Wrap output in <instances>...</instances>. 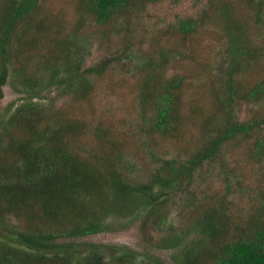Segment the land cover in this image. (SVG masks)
<instances>
[{
  "label": "trees",
  "instance_id": "16d2710c",
  "mask_svg": "<svg viewBox=\"0 0 264 264\" xmlns=\"http://www.w3.org/2000/svg\"><path fill=\"white\" fill-rule=\"evenodd\" d=\"M43 1L0 0V264H264V202L256 217L234 224L228 200L209 207L193 198L187 214L192 218L179 230L169 218L174 209L168 210L174 198L192 189L195 172L215 160L223 146L238 137L253 138L264 128L262 118L243 122L235 116L239 103L264 102V80L249 89L236 82L241 59L251 58L250 50H254L248 46L243 20L223 0H217L218 10L216 0L208 1L195 18L176 15L183 36L195 33L213 14L224 19L229 39L219 99L226 111L224 126L216 128L215 136L193 157L182 162L162 160L148 184H135L120 172L122 155L115 154L117 144L110 131L88 128L80 118L64 113L54 116L55 100L69 95L74 100L86 98L90 80L80 74L84 57L79 45H85L76 34L83 22L74 35L54 42L53 60L38 50L30 54L41 37L48 39L56 31L51 29L50 15L41 13ZM160 1L77 0L79 8L101 27L104 38L112 31L128 30L130 14L142 16ZM255 9L261 18L263 6ZM130 44L131 40L123 42L125 55ZM109 64L106 60L87 74L100 76ZM147 65L156 68L152 60ZM164 67L146 72L142 81L140 132L146 140L156 135L172 137L183 125L186 78H168L169 69ZM10 84L21 87L18 92L23 97L6 110L2 100ZM52 89L60 94L47 98L44 90ZM87 134L97 149L109 151L93 148L86 155L81 153L76 141ZM251 156L252 163L263 168L264 135L255 137ZM223 173L229 181L231 174ZM227 190L226 196L229 184ZM119 219L139 222L145 242L142 251L117 246L107 254L105 246L78 242L108 231L111 221ZM163 224L169 231L164 237L157 228Z\"/></svg>",
  "mask_w": 264,
  "mask_h": 264
},
{
  "label": "rangeland",
  "instance_id": "374dc122",
  "mask_svg": "<svg viewBox=\"0 0 264 264\" xmlns=\"http://www.w3.org/2000/svg\"><path fill=\"white\" fill-rule=\"evenodd\" d=\"M208 1L161 0L155 6L151 5L142 16L130 14V28L121 29V33L112 31L108 38L102 36L101 27L94 23L90 15L79 8L77 0H44L41 4V13L50 15L51 29L56 31L48 39L46 35L41 37L38 46L30 54L38 50L44 58L51 56L53 60L54 42L58 38L74 35L80 23H84L76 35L85 45H79L84 57L80 74L88 76L90 93L80 100H74L73 95L59 97V100H55L54 116L59 118L64 113L80 118L88 128L99 126L110 131L111 139L117 144L115 154L122 155V161L118 163L120 172L135 184H148L157 169H160L162 160L177 158L182 162L193 157L205 142L215 136L216 128L224 126L222 116H225L226 111L219 100L224 81L223 69L229 57V39L224 19L213 14L198 25L195 33L188 36L180 34L176 21V15L198 17L207 7ZM219 1L216 0L217 10ZM224 1L232 8L233 15L243 20L248 46L254 49L250 50L251 58L241 59L242 69L236 80L242 83L243 89H249L264 80V0ZM259 6H263L261 18L255 9ZM129 40L130 51L125 55L121 47L123 42ZM37 60L40 64V58ZM106 60L110 64L103 74H87L89 68ZM151 60L156 68L147 65ZM33 62L27 65L30 73L34 68ZM162 64L169 69L168 78H186L181 104L183 125L172 137L156 135L154 140L148 141L140 132L142 81L146 72L157 71ZM12 81L17 82L14 79ZM20 89L11 84L4 88V109L7 110L12 102H21L23 95L18 92ZM44 91L47 98L60 94V90L55 89ZM236 112L235 116L243 122L253 118L264 119V102L239 103ZM262 135L264 128L255 133L256 138ZM255 137H238L223 146L215 160L195 172L192 189L178 195L170 203L171 209L168 207L169 211L174 209L169 218L177 230L184 228L191 220L192 217L187 214L190 213L189 201L193 198L204 200L209 207H218L220 201L228 200L234 224L244 220L247 222L258 215L264 202V164L260 168L250 159L253 157L251 152ZM76 143H79V150L84 155L93 148L100 152L109 151L99 146L97 149L90 134L80 137ZM224 170L231 174L229 181L225 180ZM228 184L231 193L228 192L226 196ZM157 228L161 236L169 234L167 225ZM147 231L150 234L148 226ZM142 236L138 221L130 223L129 219H119L111 221L108 231L78 242L105 246L106 253L111 254L117 246L142 251L145 246Z\"/></svg>",
  "mask_w": 264,
  "mask_h": 264
}]
</instances>
